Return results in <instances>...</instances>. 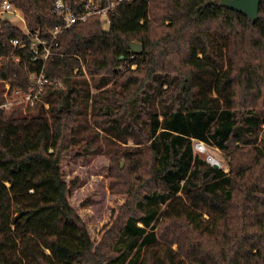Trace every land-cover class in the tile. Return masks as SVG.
Listing matches in <instances>:
<instances>
[{
  "label": "trees",
  "instance_id": "1",
  "mask_svg": "<svg viewBox=\"0 0 264 264\" xmlns=\"http://www.w3.org/2000/svg\"><path fill=\"white\" fill-rule=\"evenodd\" d=\"M8 1L31 33L61 23L55 0ZM258 14L125 0L108 31L98 16L63 31L44 67L60 85L23 114L0 107V264H264V0ZM31 57L27 32L0 19V83L27 91L41 64ZM199 141L227 156L228 171ZM101 150L125 166L111 189L126 199L95 245L59 163Z\"/></svg>",
  "mask_w": 264,
  "mask_h": 264
},
{
  "label": "rangeland",
  "instance_id": "2",
  "mask_svg": "<svg viewBox=\"0 0 264 264\" xmlns=\"http://www.w3.org/2000/svg\"><path fill=\"white\" fill-rule=\"evenodd\" d=\"M1 19L10 20L20 27L23 26L22 20L12 14H4ZM127 63L118 67V70H124ZM128 67L134 69L136 66L132 64ZM82 72L86 78H89L85 66L82 67ZM2 90H4V83H0V97ZM94 92L95 90L91 88L90 94L92 95ZM21 109V105L15 104L7 108V112L20 113ZM200 142H198V145L197 142L194 144L195 150L199 149V154L204 156L210 164L212 162L209 157L216 160L215 163L224 171H228L227 156L218 149ZM127 145L132 146L134 143L129 140ZM59 165L62 178L68 184L67 198L70 205L83 221L92 242L96 245L112 224L120 205L126 199L125 194L115 193L111 189L112 182L114 183L115 179L112 180V176L114 177L115 173L119 176L124 171L125 166L122 163L118 167L115 166L111 163L110 155L103 150L81 155L65 152L60 157Z\"/></svg>",
  "mask_w": 264,
  "mask_h": 264
},
{
  "label": "built area",
  "instance_id": "3",
  "mask_svg": "<svg viewBox=\"0 0 264 264\" xmlns=\"http://www.w3.org/2000/svg\"><path fill=\"white\" fill-rule=\"evenodd\" d=\"M123 1L125 0H82V5L77 10H73L71 6L63 0H55L53 3V10L60 15L61 23L42 33L38 31L31 33L26 27L25 20L20 10L10 1L2 0L0 3V19L4 14H12L22 20L23 26L20 28L30 36V49L32 51L31 60L34 64L38 61H40L41 64L37 70L29 73L30 86L27 91L14 88L9 82L3 81L4 90L1 93L2 102L0 103V107H4L7 110V108L11 106L19 104L22 107L21 112H25L28 105H33L34 102L39 99L44 91L45 85H56L57 83L60 85V81L48 77L44 72L45 61L49 56L53 55V46L57 44L59 35L63 31L71 28L73 24L85 21L91 16H98L102 27L105 29L108 28L110 22L109 13L117 4ZM11 43L14 48L19 49L27 46L26 42L20 41L18 38H12ZM129 58L133 59L134 54H131ZM12 60L16 63H22L23 57L21 54H16L12 56ZM44 106L48 108L47 103H45ZM197 151H199V149Z\"/></svg>",
  "mask_w": 264,
  "mask_h": 264
},
{
  "label": "water",
  "instance_id": "4",
  "mask_svg": "<svg viewBox=\"0 0 264 264\" xmlns=\"http://www.w3.org/2000/svg\"><path fill=\"white\" fill-rule=\"evenodd\" d=\"M260 1L261 0H216V3L243 13L252 23H254L259 17L258 12ZM104 31H108V29H104ZM129 49L136 53H142L143 46L141 42L133 41L129 44ZM212 165L219 167L217 163H212Z\"/></svg>",
  "mask_w": 264,
  "mask_h": 264
},
{
  "label": "bare ground",
  "instance_id": "5",
  "mask_svg": "<svg viewBox=\"0 0 264 264\" xmlns=\"http://www.w3.org/2000/svg\"><path fill=\"white\" fill-rule=\"evenodd\" d=\"M201 143V142H200ZM202 144V143H201ZM209 159H210V161L212 162V163H215V161L216 160H214L213 158H211V157H209Z\"/></svg>",
  "mask_w": 264,
  "mask_h": 264
},
{
  "label": "crops",
  "instance_id": "6",
  "mask_svg": "<svg viewBox=\"0 0 264 264\" xmlns=\"http://www.w3.org/2000/svg\"><path fill=\"white\" fill-rule=\"evenodd\" d=\"M103 29H105V28H103ZM106 29H108V28H106ZM3 91V90H2Z\"/></svg>",
  "mask_w": 264,
  "mask_h": 264
}]
</instances>
